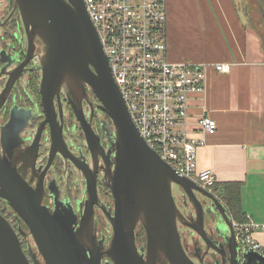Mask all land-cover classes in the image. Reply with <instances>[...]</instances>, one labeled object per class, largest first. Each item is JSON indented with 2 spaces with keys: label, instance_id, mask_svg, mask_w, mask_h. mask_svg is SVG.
Returning <instances> with one entry per match:
<instances>
[{
  "label": "water",
  "instance_id": "95a60500",
  "mask_svg": "<svg viewBox=\"0 0 264 264\" xmlns=\"http://www.w3.org/2000/svg\"><path fill=\"white\" fill-rule=\"evenodd\" d=\"M14 5L28 50L25 60L10 73L0 110L25 68L39 58L45 119L27 149L21 148V134L33 118L31 110H18L25 113L18 122L15 108L12 120L3 128L0 200L28 232H17L0 212V264H195L185 251L179 223L196 233L212 252L207 262L200 257L202 264H264V256L237 239L228 208L213 193L179 176L140 136L84 0H15ZM37 42L42 46L41 55H37ZM63 93L90 157L77 155L66 142ZM85 102L90 113L84 111ZM95 108L112 122V126L103 122L100 133L93 127ZM46 127L50 131L48 163L33 187L18 165L29 158L27 170L38 172L36 162ZM57 155L71 162L84 177L85 200L77 211L69 199L56 201L53 207L44 203L47 189H51L45 186L46 175ZM100 183L111 192L113 206L101 200ZM174 186L181 190L188 217L175 200ZM96 208L111 226L104 242L95 235ZM140 225L146 234L144 249L137 245ZM20 235L32 237L43 263L29 243L27 251L24 249Z\"/></svg>",
  "mask_w": 264,
  "mask_h": 264
},
{
  "label": "crops",
  "instance_id": "0c3cea01",
  "mask_svg": "<svg viewBox=\"0 0 264 264\" xmlns=\"http://www.w3.org/2000/svg\"><path fill=\"white\" fill-rule=\"evenodd\" d=\"M258 10L264 20V3ZM167 57L173 64L207 66L202 93L189 96V118L179 126L194 140L199 171L218 186L241 183L246 221L264 226V39L245 0H166ZM228 64L229 73L213 66ZM209 116L218 130L205 135L198 122ZM254 239L264 248V230Z\"/></svg>",
  "mask_w": 264,
  "mask_h": 264
},
{
  "label": "built area",
  "instance_id": "2783aa9c",
  "mask_svg": "<svg viewBox=\"0 0 264 264\" xmlns=\"http://www.w3.org/2000/svg\"><path fill=\"white\" fill-rule=\"evenodd\" d=\"M84 3L140 136L179 176L213 193L225 205L215 191L216 175L198 169V151L206 142L179 129L189 118V96L205 90L208 67L169 62L166 0ZM213 67L222 74L231 70L228 64ZM198 127L208 136L218 130L217 122L209 116L202 117ZM16 219L21 230L23 222ZM233 226L241 243L264 256V248L253 236L264 226L253 221L233 222Z\"/></svg>",
  "mask_w": 264,
  "mask_h": 264
},
{
  "label": "flooded vegetation",
  "instance_id": "af4514ba",
  "mask_svg": "<svg viewBox=\"0 0 264 264\" xmlns=\"http://www.w3.org/2000/svg\"><path fill=\"white\" fill-rule=\"evenodd\" d=\"M7 3V5H5ZM15 0H0V97L4 93V91L7 89V85L10 79V73H12L21 63L25 60L27 50H28V40L27 36L25 33V29L20 17V13L17 9H15ZM24 30V31H23ZM37 46L40 47L41 44L37 42ZM42 47V46H41ZM39 60V58H36ZM36 59L33 60L26 68L25 71L22 73L21 77L16 81L15 85L13 86L8 99L6 100L5 104L0 110V146H1V140L3 134V128L6 127L9 122L12 120V111L17 108V116L16 119H18V122H20V119L22 116L25 114L24 112H19L20 110L24 111H29L33 112V118L30 119V121L34 118H36V114L34 113V109H36V113L42 118L39 124L45 119L44 114H43V108L41 109V103L38 100V98H35L33 95H31V75L33 73L39 74L41 72V69L38 67L37 64H35ZM7 66V67H6ZM9 66V67H8ZM6 67V69H4ZM4 70V73H2ZM24 76H30L29 82L26 83L25 89L22 92H25V95L23 94H18L19 91V85H21L22 80L24 79ZM23 88V87H22ZM91 94V93H90ZM91 98H93V95H91ZM91 99V100H92ZM62 102H63V110H64V116H65V111L68 112L70 105L67 102V97L65 93L62 94ZM20 104V105H19ZM28 104H32L33 106H29ZM24 105V106H22ZM88 103H84V111L85 106H87ZM89 106V105H88ZM35 107V108H33ZM40 108V112H39ZM90 108V107H89ZM19 110V111H18ZM72 110V109H71ZM91 111V110H90ZM88 112V111H87ZM86 112V113H87ZM73 113V112H72ZM74 115V114H73ZM29 121V123H30ZM95 118L93 120V127L95 130H97L98 133L101 132V124L105 121H100V126L95 125ZM8 131V130H7ZM82 131V130H81ZM25 132V131H24ZM24 132L21 134V136L24 134ZM64 132L65 134L68 132V127L66 126V121L64 124ZM7 135V134H6ZM24 136V135H23ZM22 136L23 143L21 144L22 149H27L31 146L33 143L34 138H25ZM46 136V140L49 139L50 136V131L49 128L46 127L44 130V135L43 138ZM43 138H42V143H43ZM67 142V141H66ZM70 149L79 155L78 149L79 147L75 148V144L72 142L71 144H68ZM106 146V144H105ZM2 147V146H1ZM44 146H42L39 149V157L36 162V169L38 172H32L31 169H28V166L30 165V160L29 158L23 161L18 165V168L20 171H25L27 173V180L31 182V185L33 187H36L38 183V179L41 176L43 170L47 165L40 164L39 165V160L41 156H43L42 149ZM88 150L84 151L83 148L81 147V152H83L86 156L88 155L89 152ZM59 155H57L54 159L52 167H54V164L56 163V160L58 159ZM66 163H69L65 161ZM51 167V168H52ZM51 168L48 171L45 179V186L46 188H51L47 189V195L45 198V204L48 206L53 207L55 205V202H64L68 201L69 199L72 202L73 208L77 211L78 206L75 205V201L72 200L70 197H65L62 198V192L61 188L58 184V176L51 175ZM102 173H100L101 176ZM101 186V183L99 187ZM53 197H56L53 199ZM80 199V198H78ZM82 200V199H81ZM85 200V197L84 199ZM2 203V200H0ZM179 208L183 211L186 217L189 216V211L187 206L184 204V199L182 197L181 204L177 202ZM100 210L99 208H96V210ZM97 214V212H96ZM231 215V214H230ZM232 217V216H231ZM191 219V217H189ZM233 219V218H232ZM233 222H235L233 220ZM179 227V232L181 235V239L185 248V251L187 255L191 258V260L195 264H202L200 262V257H205L204 260L205 262L209 261V255L212 254L211 251L208 252V250L205 247V244L202 243L200 238L196 233H194L192 230L189 228L183 226L182 224H178ZM109 231L105 233L104 230L101 229L99 221H98V216L96 219V229H95V235L96 237L101 240V241H106L109 236H110ZM140 235V232H139ZM23 238V237H22ZM24 239V238H23ZM22 239V242L24 240ZM26 243V241H25ZM137 245L139 248H145V244H138V239H137ZM27 251V246L24 248ZM108 260L105 259L104 263L107 262ZM221 264V263H219ZM229 264V263H227Z\"/></svg>",
  "mask_w": 264,
  "mask_h": 264
},
{
  "label": "rangeland",
  "instance_id": "374dc122",
  "mask_svg": "<svg viewBox=\"0 0 264 264\" xmlns=\"http://www.w3.org/2000/svg\"><path fill=\"white\" fill-rule=\"evenodd\" d=\"M245 2L247 3V7L250 8V17H251V22L253 24H255L259 31L261 32V34L263 35V39H264V20L262 19V16L258 10V2L254 0H245ZM261 3H264V0H261ZM5 5H7V3H5ZM24 31V30H23ZM42 47H38L37 50V55H41L42 54ZM35 64L38 65V67L40 68V61L38 59H36ZM41 69V68H40ZM40 80H39V87L40 88V81H41V75L42 73L40 72ZM30 76H24V79L21 82V85H19V91L18 94H23L25 95V92H22L25 89L26 83L29 82ZM23 87V88H22ZM36 93V92H35ZM33 89L31 90V95H33L35 98H38L35 94ZM40 93V90H39ZM40 103H41V99H39ZM96 102V101H95ZM92 103L94 104V99L92 100ZM20 105V104H19ZM29 106H33L32 104H28ZM24 106V105H22ZM42 106V105H41ZM35 108V107H33ZM42 109V107H41ZM85 110L86 112L88 111V113H90V108L89 106H85ZM36 109H34V113L36 114V118L32 119L27 127V129H25L24 132V136L25 138H34L37 134V130H38V123L39 121L42 119L38 113H36ZM39 112H40V108H39ZM65 121H66V126L68 127V132L65 134V139L67 141L68 144L72 145V142L75 144V148L81 146L83 148L84 151L88 150L87 144L85 142V138L83 135V132L81 131V128L76 120V118L74 117L71 109L69 108L68 112L65 111ZM100 121H107L106 115L99 110L98 108H95V125L100 126ZM46 136L43 138V149H42V153L43 156H41L40 160H39V165L43 164V165H47L48 163V158H49V150H50V142L49 139H45ZM89 152V151H87ZM83 153L81 151H79V155ZM87 157H90L89 153L87 155ZM51 175H57L58 176V184L61 188V192H62V198L65 197H70L72 200L75 201V205H77L78 207H82L83 206V202H84V197H85V190H86V184H85V180L83 175L81 174V172L78 171V169L71 163H66L65 160L63 159L62 156L59 155L58 159L56 160V163L54 164V167L51 168ZM99 194H100V198L103 202L105 203H110L113 206V197L111 195V192L106 189L103 188L102 186L99 187ZM173 194L175 197L176 202H178L179 204H181L182 201V194H181V190L177 187L174 186L173 187ZM80 198V199H78ZM82 199V200H81ZM6 205L1 206L2 210L7 211V215L12 223V225H16L19 227V224L17 222L16 219V215L14 214L12 209H9L8 207L6 208ZM97 212V216H98V221L100 224V227L102 230L105 231V233L107 231L111 232V226L108 223L106 217L104 216L103 212L101 210H96ZM15 216V217H14ZM22 230L25 231L26 233L28 232L27 227L22 223L21 224ZM137 232L141 234L142 230L141 227L139 226L137 229ZM23 239V238H22ZM24 240V239H23ZM25 240L27 241V243H29L32 252L34 254H37L38 260L40 262L43 263L42 258L38 255V250L37 247L32 239V237H28L25 238ZM25 240H24V244H25ZM146 243V234H144L143 237L138 239V244H145ZM26 245V244H25Z\"/></svg>",
  "mask_w": 264,
  "mask_h": 264
},
{
  "label": "trees",
  "instance_id": "16d2710c",
  "mask_svg": "<svg viewBox=\"0 0 264 264\" xmlns=\"http://www.w3.org/2000/svg\"><path fill=\"white\" fill-rule=\"evenodd\" d=\"M39 80H40V74L33 73L31 75V89H33L34 93L37 94L38 100L41 99L40 93H39ZM91 95L93 93L90 91ZM94 98V95H93ZM95 99V98H94ZM71 109V108H70ZM72 111V110H71ZM107 123L112 126L111 120L106 116ZM242 188L243 185L241 183H226L222 186H218V184L215 187V191L220 193L221 196L224 199L225 206L228 208L233 220L237 223H243L246 222V217L244 215L243 209H242ZM6 205L9 209H11L5 202H0V212L10 221L7 211L2 210L1 206ZM6 207V208H7ZM24 224V223H23ZM25 225V224H24ZM26 226V225H25ZM14 229L19 232V228L16 225H13ZM141 227V234L137 232V239L144 236L145 231L143 227ZM21 240L22 236L20 235ZM25 244L23 243V247L25 248Z\"/></svg>",
  "mask_w": 264,
  "mask_h": 264
}]
</instances>
